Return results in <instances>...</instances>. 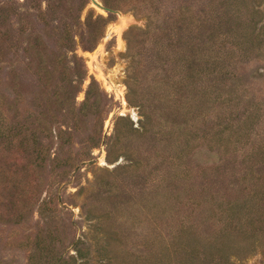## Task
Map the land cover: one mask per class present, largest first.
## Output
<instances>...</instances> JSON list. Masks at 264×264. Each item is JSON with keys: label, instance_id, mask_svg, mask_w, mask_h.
<instances>
[{"label": "rangeland", "instance_id": "obj_1", "mask_svg": "<svg viewBox=\"0 0 264 264\" xmlns=\"http://www.w3.org/2000/svg\"><path fill=\"white\" fill-rule=\"evenodd\" d=\"M100 1L0 0V264H264V0Z\"/></svg>", "mask_w": 264, "mask_h": 264}, {"label": "trees", "instance_id": "obj_2", "mask_svg": "<svg viewBox=\"0 0 264 264\" xmlns=\"http://www.w3.org/2000/svg\"><path fill=\"white\" fill-rule=\"evenodd\" d=\"M80 19V18H79ZM92 19L95 26H94V30L93 33L95 35V37L98 35H100V27H102L107 19L101 15H94L93 13L90 14L88 16V20ZM65 44H63L59 50L60 53L57 56V60H54V65L53 68L55 71H57L59 74H63L64 75V79L66 78V76H70V75H77L79 77H81V79L85 78V76L87 75V71L86 69L82 68V64L80 63L82 61V58L78 55V53L76 52V42H75V38L71 37L68 33H66L65 36ZM94 41V40H93ZM96 41V40H95ZM66 47V48H64ZM47 48L45 47V45L42 42L37 41V48L35 46V43L31 46V55H32V63L35 61L39 62V67H42V62L44 59H47ZM85 49H89L92 50L94 49V43L85 46ZM67 50V52H66ZM68 52L72 53V56H68ZM45 69H42V71ZM45 73H49V70L44 71ZM97 82L96 80L93 78L91 83L89 84V88L87 90V100L90 98V94L92 89L96 88ZM87 103V101H86ZM86 104H84L85 106ZM63 133H66V131H64ZM64 138V137H63ZM43 211V209L41 210ZM76 253L79 254L80 257H83L84 259L86 258L84 256V251L83 249L78 245V243H76ZM37 249L39 250V253H36L34 255L31 256V260L29 264H39L40 260L43 258V255H49L51 256L50 258V263L52 264H77L76 262V257L74 255H70V259H72L73 261L70 262L71 260L64 258V254L63 253H58L56 252L55 248L50 246V245H45V246H41V242L38 241L37 242ZM84 263H88L87 259L86 261L84 260V262H82V264Z\"/></svg>", "mask_w": 264, "mask_h": 264}, {"label": "water", "instance_id": "obj_3", "mask_svg": "<svg viewBox=\"0 0 264 264\" xmlns=\"http://www.w3.org/2000/svg\"><path fill=\"white\" fill-rule=\"evenodd\" d=\"M91 1L96 7L100 8L102 10H106L108 12H116L118 14H121L119 11L114 10V9L104 5L100 0H91ZM107 36H109V34Z\"/></svg>", "mask_w": 264, "mask_h": 264}, {"label": "bare ground", "instance_id": "obj_4", "mask_svg": "<svg viewBox=\"0 0 264 264\" xmlns=\"http://www.w3.org/2000/svg\"><path fill=\"white\" fill-rule=\"evenodd\" d=\"M118 39H119V46L122 47L124 45V39L122 36V30L120 29L118 32ZM101 75L103 74L102 70L100 69Z\"/></svg>", "mask_w": 264, "mask_h": 264}]
</instances>
